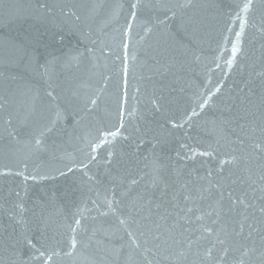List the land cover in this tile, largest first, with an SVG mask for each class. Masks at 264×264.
Wrapping results in <instances>:
<instances>
[{
    "label": "water",
    "instance_id": "water-1",
    "mask_svg": "<svg viewBox=\"0 0 264 264\" xmlns=\"http://www.w3.org/2000/svg\"><path fill=\"white\" fill-rule=\"evenodd\" d=\"M0 264H264V0H0Z\"/></svg>",
    "mask_w": 264,
    "mask_h": 264
}]
</instances>
